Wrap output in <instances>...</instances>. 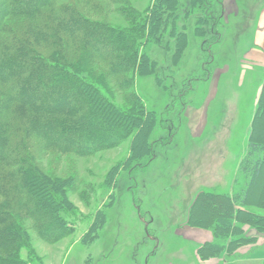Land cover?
<instances>
[{"label": "rangeland", "instance_id": "rangeland-1", "mask_svg": "<svg viewBox=\"0 0 264 264\" xmlns=\"http://www.w3.org/2000/svg\"><path fill=\"white\" fill-rule=\"evenodd\" d=\"M263 2L52 0L36 16L8 19L17 32L24 33L23 21L36 33L39 24L51 22L52 8L76 10L96 28L111 29L114 37L137 38L144 60L132 73V83L118 85L130 73L115 74L109 57L93 56L87 64L81 54H69L78 67L74 71L80 69L81 78L89 79L91 74L85 71L91 69L94 86L121 111H135L129 101L135 93L146 115L134 119L126 135L118 123L111 125L122 135L120 142L93 155L43 148L44 141L29 134L31 144L41 146L35 152L29 146L33 159L50 179L60 182L56 192L71 204L60 213L70 233L49 242L40 237L33 220L9 209L11 217L25 226L40 264H223L256 248L250 242L232 256L227 243L264 236L262 208L247 209L260 216L263 231L239 225L240 233L230 240L215 238L213 221L205 224L209 228H201L193 226L190 217L205 215L197 202L201 194L232 195L245 186L241 162L254 119L264 111L259 107L264 65L252 63L246 52L253 45L255 17ZM52 22L57 24L53 18ZM59 34L64 39L79 35L62 30ZM106 42L102 39L99 48L112 47ZM38 49L48 55L56 48L39 43ZM144 119L145 132L136 141V128ZM101 128L92 131L103 134L106 129ZM167 135L172 140L155 144L151 157L149 145L167 141ZM1 165L0 170L11 168ZM3 191L0 202L5 199ZM210 243L224 250L203 260L199 249ZM22 256L28 258L24 249Z\"/></svg>", "mask_w": 264, "mask_h": 264}, {"label": "trees", "instance_id": "trees-1", "mask_svg": "<svg viewBox=\"0 0 264 264\" xmlns=\"http://www.w3.org/2000/svg\"><path fill=\"white\" fill-rule=\"evenodd\" d=\"M51 1L0 0V85L4 87L0 89V165L11 167L0 170V189L5 190L1 194L5 199L0 202V264H40L29 243L25 226L11 217L9 209L16 215L33 220L34 228L45 241L61 240L71 231L60 214L71 204L56 192L55 185L60 186V182L50 179L33 159L29 146L34 152L41 146L34 142L31 144L29 134L43 140V148L93 155L116 146L122 135H126L125 132L133 126L134 119L141 120L146 115L135 93L129 99L135 111L132 114L121 111L94 86L92 82L96 75L91 69L85 71L91 74L89 79L81 78L79 74L83 72L80 69L74 71L78 67L74 65L73 57H69L70 53L81 54L82 62L87 64L93 56L109 57L111 61L108 62L115 74L130 73L128 78L120 79L121 84L118 81V85L132 83V73L144 63L137 49L141 46L137 38L114 37L111 29H98L96 24L85 22L75 9L71 11L66 7L52 8L55 10L49 18L51 22L52 18L56 20L57 24H39L36 33L23 21L24 33L17 32L8 21L9 18L36 16ZM154 22L156 26L160 22L157 16ZM3 30L5 35H1ZM61 30L79 35L64 39L59 34ZM102 39L112 47L99 48ZM39 43L56 49L46 55L39 51ZM116 49L120 52L119 57ZM125 53L129 54L126 56ZM259 97V107L264 110V86ZM117 123L122 129L120 136L112 130ZM145 125L144 119L136 128V141L145 132ZM95 128L106 130L98 134L96 130L92 131ZM170 136L167 135V141L161 139L149 145L151 157H154L155 144L169 143ZM240 175L246 179L240 192L200 195L197 202L205 215L203 218L191 216L193 226L209 228L205 224L213 221L215 238L229 240L240 233L239 225H251L263 231L260 216L247 208L264 209V111L254 119ZM250 242L256 245L258 238L232 239L227 243V251L234 256L235 251ZM23 249L27 251V259L22 256ZM221 250L224 247L210 243L202 246L199 253L206 260L220 254ZM209 252L211 254L206 255Z\"/></svg>", "mask_w": 264, "mask_h": 264}, {"label": "crops", "instance_id": "crops-1", "mask_svg": "<svg viewBox=\"0 0 264 264\" xmlns=\"http://www.w3.org/2000/svg\"><path fill=\"white\" fill-rule=\"evenodd\" d=\"M263 5L259 8V12L256 19L257 29L253 35V45L250 51L246 52V58L252 60L254 64L264 65V2ZM264 67V66H263ZM210 238L206 239V242ZM262 242V243H261ZM262 253V254H260ZM264 264V236L261 235L258 238L256 248L250 247L248 249L247 256H237L229 262V260L223 261V264Z\"/></svg>", "mask_w": 264, "mask_h": 264}]
</instances>
